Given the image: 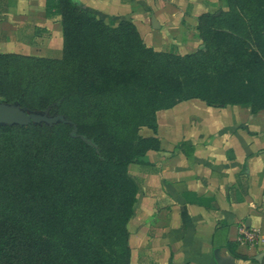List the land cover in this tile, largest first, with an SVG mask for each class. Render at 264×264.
Wrapping results in <instances>:
<instances>
[{"label":"trees","instance_id":"16d2710c","mask_svg":"<svg viewBox=\"0 0 264 264\" xmlns=\"http://www.w3.org/2000/svg\"><path fill=\"white\" fill-rule=\"evenodd\" d=\"M242 1L253 10L244 36L261 49L244 41L243 64L229 63L228 34L218 32L210 69L216 57L205 41L221 11L198 17L202 45L178 55L147 47L131 21L45 0L46 16L60 18L61 57L0 53V97L51 105L95 146L71 137L68 124L0 126V264H130L127 222L139 186L127 166L159 148L139 128L154 131L157 111L192 98L264 109V0Z\"/></svg>","mask_w":264,"mask_h":264},{"label":"crops","instance_id":"0c3cea01","mask_svg":"<svg viewBox=\"0 0 264 264\" xmlns=\"http://www.w3.org/2000/svg\"><path fill=\"white\" fill-rule=\"evenodd\" d=\"M100 18L131 21L144 44L179 55L201 45L198 17L219 13L222 0H78ZM26 25L46 36L24 40ZM62 30L45 0H0V53L60 58ZM159 148L127 171L139 186L127 222L130 264H264V109L209 106L198 98L157 111ZM255 231L253 241L243 231ZM263 254L261 262L255 257Z\"/></svg>","mask_w":264,"mask_h":264},{"label":"rangeland","instance_id":"374dc122","mask_svg":"<svg viewBox=\"0 0 264 264\" xmlns=\"http://www.w3.org/2000/svg\"><path fill=\"white\" fill-rule=\"evenodd\" d=\"M220 11H221V13L219 12L220 17L214 23L210 24L211 33L207 37V40L205 41L206 48L213 55V57H216V61H215L216 63L211 62L210 69H216L215 66L216 64H218L219 62L218 58H220V54H221V51L218 50L217 43H220L218 38H220V36L222 35L216 34L218 32L221 33L226 32L228 34V37L225 39V42L223 43H228L229 45L227 48H224V50H226L224 56L228 57V59L230 60L229 63L243 64V58L245 57L243 56V45L246 44L243 43L244 41L249 42L248 45H251L255 49L257 48L261 49L259 48L260 43H257L258 38L254 34L251 35L250 37L244 36L243 20L247 23L249 22V17L252 15L253 12L251 7L243 9L242 0H229V2H227L226 0H222V7ZM51 18H55V22L60 23V18L58 15H53ZM115 21H119V19L115 18ZM23 32L25 33L24 40L26 42L37 41L34 40L36 36L47 35V31H45V28H42V26H38V25H26ZM31 69L35 71L32 67ZM48 85L49 86L52 85V80L50 78L41 82V86L43 88L47 87ZM0 100L3 101L1 97ZM156 118H157V113H156ZM131 256H132V250H131ZM130 262H131V258H130Z\"/></svg>","mask_w":264,"mask_h":264},{"label":"water","instance_id":"95a60500","mask_svg":"<svg viewBox=\"0 0 264 264\" xmlns=\"http://www.w3.org/2000/svg\"><path fill=\"white\" fill-rule=\"evenodd\" d=\"M79 4V1L76 0ZM51 105L45 107L44 109H29L20 105L18 100L13 101H2L0 100V126H27L29 124L41 125L46 124L48 126L55 125L57 123H63L71 125V130L69 132L71 137H79L86 144L95 146L92 140L88 139L82 134L77 132L76 124L68 119L63 114L57 112L56 109L51 111ZM263 254L260 253L255 260L261 262ZM215 261L216 264H229L225 259H222L215 251Z\"/></svg>","mask_w":264,"mask_h":264},{"label":"built area","instance_id":"2783aa9c","mask_svg":"<svg viewBox=\"0 0 264 264\" xmlns=\"http://www.w3.org/2000/svg\"><path fill=\"white\" fill-rule=\"evenodd\" d=\"M244 238H246L249 241H253L254 237H256L255 231L245 232L243 231Z\"/></svg>","mask_w":264,"mask_h":264}]
</instances>
